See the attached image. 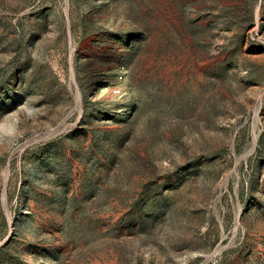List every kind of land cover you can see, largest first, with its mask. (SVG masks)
<instances>
[{"label": "rangeland", "instance_id": "obj_1", "mask_svg": "<svg viewBox=\"0 0 264 264\" xmlns=\"http://www.w3.org/2000/svg\"><path fill=\"white\" fill-rule=\"evenodd\" d=\"M0 264H264V0H0Z\"/></svg>", "mask_w": 264, "mask_h": 264}]
</instances>
